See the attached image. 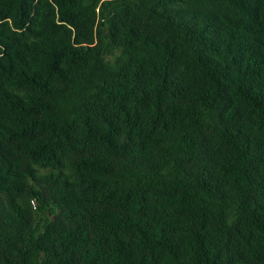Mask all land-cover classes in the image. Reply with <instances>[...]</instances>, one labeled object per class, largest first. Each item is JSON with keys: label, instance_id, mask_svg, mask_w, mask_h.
Masks as SVG:
<instances>
[{"label": "trees", "instance_id": "16d2710c", "mask_svg": "<svg viewBox=\"0 0 264 264\" xmlns=\"http://www.w3.org/2000/svg\"><path fill=\"white\" fill-rule=\"evenodd\" d=\"M0 264H264V0H0Z\"/></svg>", "mask_w": 264, "mask_h": 264}]
</instances>
